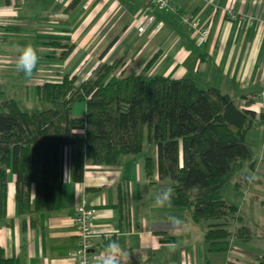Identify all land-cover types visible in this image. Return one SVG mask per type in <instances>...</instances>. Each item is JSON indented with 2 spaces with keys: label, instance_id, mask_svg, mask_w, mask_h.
I'll list each match as a JSON object with an SVG mask.
<instances>
[{
  "label": "crops",
  "instance_id": "0c3cea01",
  "mask_svg": "<svg viewBox=\"0 0 264 264\" xmlns=\"http://www.w3.org/2000/svg\"><path fill=\"white\" fill-rule=\"evenodd\" d=\"M73 1L0 0V86L23 75L14 74L13 56L32 45L40 65L37 77L24 85L28 102H40L37 88L42 83L62 80L65 74L82 82L100 63L119 61L111 77L124 68L125 74L193 80L200 89H219L241 109L257 115L246 137L252 160L235 166L223 187L202 195L219 192L238 208V217L195 222L188 209L153 207L157 192L172 187L160 179L156 144L146 141L144 158L125 156L115 166L88 162L81 182L73 180L74 151L69 146L63 183L50 212L22 214L16 178L8 171L5 208L0 186V246L6 257L18 264H75L78 237L72 220L78 207L85 205L97 212L95 228L111 232L95 239L96 263L111 238L128 252L125 264H260L264 258V0H174L179 11L174 14L159 10L153 0H80L70 9ZM184 14H192L200 28L209 29L206 44L198 45V32L184 23ZM142 17L156 20L146 33L139 30ZM71 46L69 57L60 59ZM86 112L85 102L73 107L76 118ZM146 157L153 158L152 177L146 174ZM244 173L258 180L246 184ZM226 188L231 194L226 195ZM240 193L243 201L237 198ZM35 195L32 185L31 201ZM170 216L181 223L173 224ZM214 224H226L234 235L247 228L248 236L232 240L230 252L212 251L206 233Z\"/></svg>",
  "mask_w": 264,
  "mask_h": 264
},
{
  "label": "trees",
  "instance_id": "16d2710c",
  "mask_svg": "<svg viewBox=\"0 0 264 264\" xmlns=\"http://www.w3.org/2000/svg\"><path fill=\"white\" fill-rule=\"evenodd\" d=\"M79 1L74 0L70 9ZM72 47L60 59H67ZM120 65V61L100 63L79 84L77 76L65 74L62 82L39 85L37 98L49 105L47 109L26 111L15 98L1 103L3 208L8 171L16 178V199L22 214L50 212L56 207L57 190L63 183L66 147L74 151L73 180L81 182L88 162L115 166L124 156L143 153L147 141L158 146L160 179L172 183L169 208L188 209L195 222L237 218L238 208L219 192L196 199L192 194L197 189L223 187L235 166L252 160L246 137L255 124L256 113L241 109L217 88L200 89L193 80L124 72L111 77ZM81 102L86 103L87 112L85 117L76 118L73 107ZM145 169L152 177L153 158L146 157ZM32 185L36 191L33 201ZM207 228L206 240L212 251L230 252L232 240L248 236L244 227L236 231L237 235L226 224ZM0 264L18 262L6 257L0 246ZM260 264H264V258Z\"/></svg>",
  "mask_w": 264,
  "mask_h": 264
},
{
  "label": "built area",
  "instance_id": "2783aa9c",
  "mask_svg": "<svg viewBox=\"0 0 264 264\" xmlns=\"http://www.w3.org/2000/svg\"><path fill=\"white\" fill-rule=\"evenodd\" d=\"M153 5L157 7L159 10L167 13L174 14L178 13V7L174 0H153ZM232 12H229L228 15H231ZM182 19L185 24H187L190 28L196 30L198 32V45L202 46L208 42L209 39V29L208 28H200L198 24V20L192 14H184ZM155 18H141L139 21L140 32L146 33L147 30L155 23ZM162 26V23H158V27ZM124 68L117 73V75H121ZM264 87V86H263ZM262 98L264 99V88L262 92ZM97 217L96 210L92 208H88L85 205L78 207L75 217L72 220V224L76 230V235L78 237V245L76 250L73 252L74 262L75 264H97L92 251L95 246V239L87 238L86 234L90 231H99L102 233L101 236L110 235V231H100L95 228V220Z\"/></svg>",
  "mask_w": 264,
  "mask_h": 264
},
{
  "label": "clouds",
  "instance_id": "9594fccd",
  "mask_svg": "<svg viewBox=\"0 0 264 264\" xmlns=\"http://www.w3.org/2000/svg\"><path fill=\"white\" fill-rule=\"evenodd\" d=\"M40 56L37 49L32 45H26L22 48L15 60V70L23 73L25 77L31 78L38 68ZM243 179L247 182L258 180L256 175L242 174ZM173 188L167 187L157 192L154 198L153 207H171L173 202ZM170 222L173 224L181 223L178 217L170 216ZM102 233L99 231H90L86 234L87 238L99 239ZM130 259L128 252L121 246L116 239H109L104 246V251L97 258V264H125Z\"/></svg>",
  "mask_w": 264,
  "mask_h": 264
},
{
  "label": "rangeland",
  "instance_id": "374dc122",
  "mask_svg": "<svg viewBox=\"0 0 264 264\" xmlns=\"http://www.w3.org/2000/svg\"><path fill=\"white\" fill-rule=\"evenodd\" d=\"M13 57H14V59H16L17 55H14ZM38 65H40V63ZM14 74L15 75L16 74L22 75V73L20 74L17 71H15ZM37 75H38V68L34 72V74H33V76L31 78H27L23 74L22 76L19 77L18 80H13V82L10 85L0 86V109H1V103L4 100L8 99V98H15L20 103L21 107L23 109H25L26 111H34V110L47 109L49 107V105L47 103H44L42 101L37 102V103H33L32 101L28 102V99H27V94L28 93L26 92V89H25V86H24L25 85V82L27 80H32V78L37 77ZM114 76L120 77V75H114ZM111 81H113V79H111L110 82ZM49 82L57 83V82H62V80H56L55 79V80H52V81H49ZM79 83L80 82H78V84ZM42 84H40V85H42ZM136 156H137V158H140V157L141 158L142 157L144 158L145 155H144V153H141V154L136 155ZM166 183H167V185H171L172 184L171 181H167ZM214 188H217L218 189V187H213V188L208 189V192L209 193L212 192ZM205 191L206 190H203V189H197V190H195L194 193L192 194V198L193 199H196V198L202 197V195H204V192ZM225 193H226V195H229V194H231V190H229L228 188H226L225 189ZM239 196L242 197L241 198V201H243L244 193H240L239 195H237V198ZM181 210L186 211L185 209H181ZM229 227L232 230L235 227L234 223L232 222ZM256 234H259V230H256L255 231V235Z\"/></svg>",
  "mask_w": 264,
  "mask_h": 264
}]
</instances>
